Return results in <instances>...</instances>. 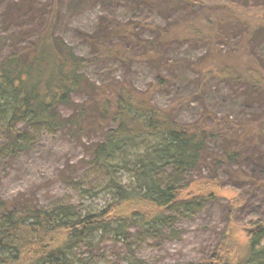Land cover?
Masks as SVG:
<instances>
[{
  "label": "trees",
  "instance_id": "obj_1",
  "mask_svg": "<svg viewBox=\"0 0 264 264\" xmlns=\"http://www.w3.org/2000/svg\"><path fill=\"white\" fill-rule=\"evenodd\" d=\"M2 1L13 12L12 19L5 20L0 29V122L6 128L7 150L14 154L28 146V134L19 128L20 122L70 132L79 140L95 134L97 138L86 145L88 154L108 169L131 171L134 184L128 187L111 177L107 185L115 196L99 212H84L74 203L51 209L20 198L3 203L0 264H74L72 251L84 242L89 244L91 235L99 230L123 239L130 251L129 264H150L135 254L130 239L132 227L156 237L179 238L182 230L175 227L172 211L190 213L202 202L220 197L213 190L187 196L182 190L197 180L212 187L229 184L219 177L220 164L240 157H250L251 162L260 158L264 116L233 125L228 131L231 145L219 153L209 147V141L222 130L217 121L210 123L202 118L183 122L175 117L172 106L162 107L154 101L153 91L164 79L159 78L152 89L142 90L117 78L97 83L84 69L90 63L111 57L132 60L136 54L116 40L120 37L135 39L147 48L145 54L154 56L160 54V43L196 38L210 42L214 49V55L205 62L193 64L204 69L203 77L217 72L230 80H242L264 94V67L254 61L247 44L235 48L244 59L240 68L215 56L220 54L216 43L222 36L218 29L223 22L233 17L236 19L232 21L242 19L245 23L242 33L247 38L264 28V12L253 10L264 11V2L247 7L238 0ZM96 4L101 7L100 25L107 38L96 43V53L82 56L58 32L59 23ZM128 9L134 10L130 20H120L121 13ZM155 12L166 15L165 26L151 22ZM222 12L228 16H222ZM142 27L155 29L157 38L141 39L138 29ZM77 34L84 40H95L87 32ZM79 95L81 98H77ZM63 106L72 111L64 114ZM139 139L152 140L147 153L138 152L133 159L123 156ZM205 167L210 168L209 174H203ZM168 170L185 174L187 179L164 181L162 174ZM235 173L233 183L252 179L248 171ZM257 181H252L254 188L247 192L250 195L263 188L264 176ZM244 200L246 197L242 196ZM240 203V197L227 203L226 224L211 255L189 264H264L263 211L253 206L245 208V202ZM240 210L242 217H238ZM238 220L250 226L251 235L245 244L239 243L234 235L233 223Z\"/></svg>",
  "mask_w": 264,
  "mask_h": 264
},
{
  "label": "rangeland",
  "instance_id": "obj_2",
  "mask_svg": "<svg viewBox=\"0 0 264 264\" xmlns=\"http://www.w3.org/2000/svg\"><path fill=\"white\" fill-rule=\"evenodd\" d=\"M36 1L45 3L48 0ZM238 1L247 7L264 2ZM63 8L66 11L65 5ZM252 9L249 11L254 13ZM9 10L11 9L5 2H0V29L5 20L12 19L13 12ZM253 10L259 14L264 12L261 8ZM133 13V9H128L121 13L119 19L128 21ZM221 14L228 16L226 12ZM100 17L101 7L98 4L93 5L80 14L64 18L59 23L58 32L75 52L82 56H91L96 53V43L107 38L100 25ZM233 19L236 17L223 22L218 29L222 36H219L216 43L220 54L215 56L222 61L225 59L229 63H235L240 68L244 59L235 48L245 43L254 61L257 60L264 67V28L255 30L253 34L250 33L251 38H247L242 33L245 27L243 20L237 22L232 21ZM167 21L164 13L155 12L151 22L157 26H165ZM77 31L93 35L96 41L82 39ZM138 31L141 39L157 38V31L153 28L142 27ZM116 40L136 56L130 61L111 57L103 62L90 63L84 69L88 77L97 83L108 82L113 78L127 80L142 90L152 89L159 78L164 79L153 91V99L159 106H172L175 117L180 121L193 122L204 118L210 123L217 121L218 126L222 127L220 135L209 141L210 149L224 152L231 145L228 131L233 129V125L244 119L264 116V94L256 92L242 80H230L217 72L203 77L201 70L204 69L193 66L214 55L210 42L189 38L160 43V54L154 56L145 54L147 48L135 39L120 37ZM77 98H81L80 95ZM62 111L67 114L72 110L63 106ZM19 128L27 131L28 146L12 154L6 148V128L0 122V209L3 208V203L20 198L32 201L44 209L74 203L84 212H99L115 196L107 185L111 177L118 178L128 187L134 184L131 171L125 168L108 169L97 164L88 154L86 145L93 138H97L95 134L86 135L79 140L70 132L42 126H26L23 122L19 123ZM150 141L152 140L139 139L135 147H129L128 153L124 152L123 156L133 159L138 152L146 154ZM258 156V160L252 159L256 165L251 162L250 157L231 159L220 164L219 177L229 184L212 187L197 180L182 190L184 196L213 190L220 197L210 202H202L190 213H183L178 209L172 211L175 227L182 230L179 238L156 237L150 232L132 227L130 239L135 254L150 264L197 263L211 255L226 224L228 202L240 197V205L245 202L243 207H258L264 214V186L254 191L256 195L247 193L254 188H251L252 181L258 182L257 179L264 176V137L259 141ZM237 171H248L252 179L233 183V178H237ZM202 172L209 174L210 168L205 167ZM162 177L164 181L187 179V175H177L171 170L162 174ZM242 196L246 200L242 201ZM242 211H239L238 217H242ZM233 224L235 237L239 243L245 244L251 235L250 226L240 220ZM72 253L74 264H129L130 251L123 239H117L114 233L102 230L94 232L89 244L82 243Z\"/></svg>",
  "mask_w": 264,
  "mask_h": 264
},
{
  "label": "water",
  "instance_id": "obj_3",
  "mask_svg": "<svg viewBox=\"0 0 264 264\" xmlns=\"http://www.w3.org/2000/svg\"><path fill=\"white\" fill-rule=\"evenodd\" d=\"M252 230V229H251Z\"/></svg>",
  "mask_w": 264,
  "mask_h": 264
}]
</instances>
